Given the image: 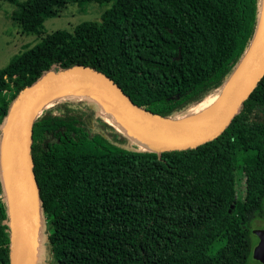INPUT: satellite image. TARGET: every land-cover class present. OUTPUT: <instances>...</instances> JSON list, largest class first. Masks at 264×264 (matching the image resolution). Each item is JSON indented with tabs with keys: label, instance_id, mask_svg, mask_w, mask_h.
<instances>
[{
	"label": "trees",
	"instance_id": "trees-1",
	"mask_svg": "<svg viewBox=\"0 0 264 264\" xmlns=\"http://www.w3.org/2000/svg\"><path fill=\"white\" fill-rule=\"evenodd\" d=\"M0 1L34 35L69 0ZM72 1L111 6L0 69V144L21 91L76 66L108 76L145 111L177 119L223 90L261 17V0ZM94 101H64L56 106L62 115L44 107L33 123L48 264H261L252 224L264 219V176L247 199L238 186L247 168L264 173V77L224 132L183 151L132 148ZM4 200L0 174V264H10Z\"/></svg>",
	"mask_w": 264,
	"mask_h": 264
},
{
	"label": "water",
	"instance_id": "water-1",
	"mask_svg": "<svg viewBox=\"0 0 264 264\" xmlns=\"http://www.w3.org/2000/svg\"><path fill=\"white\" fill-rule=\"evenodd\" d=\"M263 77L264 22L260 17L255 39L223 88L219 105L208 119L195 126L145 111L114 80L86 66L54 70L25 88L0 144V174L10 218V264L38 263L37 220L41 216L31 146L33 123L50 97L69 89L77 95L93 90L98 93L95 100L101 107L108 109L136 142L150 148L145 151H183L214 140L224 132ZM253 233L258 237L253 259L264 264V230Z\"/></svg>",
	"mask_w": 264,
	"mask_h": 264
},
{
	"label": "rangeland",
	"instance_id": "rangeland-1",
	"mask_svg": "<svg viewBox=\"0 0 264 264\" xmlns=\"http://www.w3.org/2000/svg\"><path fill=\"white\" fill-rule=\"evenodd\" d=\"M110 6L111 5L107 4L99 5L97 3H90L87 4L83 9L76 2L69 0L67 4L59 9L57 17L46 20L44 23V28L40 31V33L26 35L22 33L20 26L13 20V13L17 10V8L7 2L0 1V69L7 66L13 56L25 51L26 49L32 48L48 34H51L57 30H67L72 32L74 28L82 22L100 20L103 12L106 11ZM71 94L72 96L50 97L45 102L44 110L51 108L54 115H62L63 110L56 108L58 104L68 100L79 101L81 99H85L83 95H77L75 93ZM193 108L194 106L191 107L187 113H189ZM186 114L184 117L179 116L177 119L183 120L186 117ZM100 117L103 119V122H107L117 128L119 131L127 134L129 136L128 138L130 139L132 148L141 150L139 146L140 143L136 142V139L128 134L127 130L117 121L116 117L108 109L105 107L102 108L100 111ZM263 176L264 173L257 167L247 168L243 178L239 180V197L247 199L252 185H254ZM254 230H264V219H257L252 224L253 248L258 243V237L253 233ZM45 238L43 220V224L38 226L37 234V252L39 259H41H38L40 261L38 264H48L49 262H52L49 258L47 248L43 246ZM217 248L218 245H215L211 250V253L215 252Z\"/></svg>",
	"mask_w": 264,
	"mask_h": 264
},
{
	"label": "bare ground",
	"instance_id": "bare-ground-1",
	"mask_svg": "<svg viewBox=\"0 0 264 264\" xmlns=\"http://www.w3.org/2000/svg\"><path fill=\"white\" fill-rule=\"evenodd\" d=\"M260 13H261V19L264 22V0H261ZM223 92L224 91L221 90V91L207 97L203 102L194 106V108L189 113H187L186 117L181 121L188 126H195V125L200 124L201 122L205 121L206 119H208L213 114V112L216 110L217 106L219 105L221 98H222V95H223ZM71 93H72V89H69V90L63 91L62 93L56 94L55 96H72ZM96 95H98V93L93 91V90H87L83 93L84 98L91 99V100H95ZM95 104L98 106V103H95ZM184 116L185 115H183L181 117H184ZM138 145H139V143H138ZM139 146H140V149H142V150H150V148L145 146L144 144H140ZM41 224H43V220L41 218H38L37 225L39 226ZM39 263H40V261H39Z\"/></svg>",
	"mask_w": 264,
	"mask_h": 264
}]
</instances>
